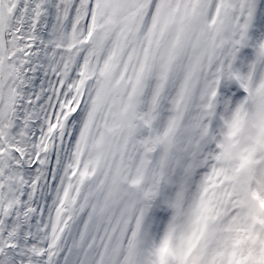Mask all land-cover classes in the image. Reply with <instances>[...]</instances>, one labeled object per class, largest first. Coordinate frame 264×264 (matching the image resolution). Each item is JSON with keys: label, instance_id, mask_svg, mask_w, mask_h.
I'll use <instances>...</instances> for the list:
<instances>
[{"label": "snow or ice", "instance_id": "obj_1", "mask_svg": "<svg viewBox=\"0 0 264 264\" xmlns=\"http://www.w3.org/2000/svg\"><path fill=\"white\" fill-rule=\"evenodd\" d=\"M0 264H264V0H0Z\"/></svg>", "mask_w": 264, "mask_h": 264}]
</instances>
